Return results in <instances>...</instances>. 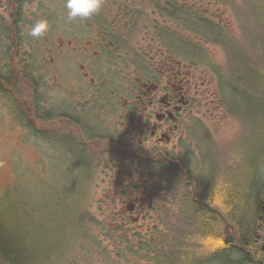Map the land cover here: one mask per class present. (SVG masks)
I'll return each mask as SVG.
<instances>
[{
    "label": "flooded vegetation",
    "instance_id": "1",
    "mask_svg": "<svg viewBox=\"0 0 264 264\" xmlns=\"http://www.w3.org/2000/svg\"><path fill=\"white\" fill-rule=\"evenodd\" d=\"M137 1L134 17L121 13L116 0H111L96 18L67 22L53 17L56 3L63 0H0V75L15 79L14 85L0 80V113L13 114L18 125L37 135L46 129L53 137L69 127L80 132V124L61 117L47 120V112H98L107 127L100 141L111 149L128 140L133 149L125 145L121 149L147 159L173 158L181 166L190 165L191 156L211 161V154L205 155L197 145L206 141L214 148L207 133L214 136L215 128L233 116L226 83L213 74L208 63L197 65L183 59L179 44L168 46L161 37L156 44L147 34L136 50L132 39L134 30L147 27L151 18L160 22L170 17L164 8L168 4L186 15L208 16L214 2L205 0L196 7L197 0ZM41 18L49 23L48 33L41 39L27 36V27ZM103 18L112 20L105 23ZM138 61L140 66L135 64ZM238 130L240 134L243 126ZM113 171L122 179L117 186H109V191L120 189L114 198L126 205L127 194L138 190L132 184L136 175L126 163L116 162L105 173L111 176ZM259 212L264 220V205ZM254 240L264 249V237Z\"/></svg>",
    "mask_w": 264,
    "mask_h": 264
},
{
    "label": "bare ground",
    "instance_id": "2",
    "mask_svg": "<svg viewBox=\"0 0 264 264\" xmlns=\"http://www.w3.org/2000/svg\"><path fill=\"white\" fill-rule=\"evenodd\" d=\"M111 3V0H105L102 12ZM137 3H139L137 0H116V7L126 16L134 17L137 9L134 6ZM225 6L229 9L235 7L237 16L244 17L239 24L240 27L250 29V33L242 41L243 45L236 49L239 57L242 58L239 62L241 60L245 63L250 62V64L258 62L261 64L259 68L264 69V0H247L242 9L234 6L231 1L226 2L215 9L216 14L218 15V12ZM164 8L170 17L167 16L164 21L148 23L147 29L150 35L152 37L162 35L160 40L187 46L194 64L209 63L205 54L195 44L198 42L194 40L193 35L205 39L209 33L212 34L218 30L222 33L218 38L226 39L225 30L223 28L216 29L214 25L207 26L198 16L186 15L173 4H168ZM247 11L250 12L246 15ZM176 18H178L177 21H175ZM231 18L229 22L233 23V18ZM99 19H102V13ZM103 22L108 23L107 18H103ZM178 30H183L185 33L182 36L192 38L195 43L183 41ZM235 45L237 44L232 43L231 47ZM140 61L145 62L142 57H140ZM141 62L138 61L135 64L140 66ZM244 67L245 65H243ZM248 73L246 68H240L233 79L231 89L226 84L227 100L231 106L230 115H233L226 126L229 131L237 126H243V131L235 143L228 147L230 148L229 153L220 147L214 149L205 141L204 145L211 149V161L196 162L191 156L190 165L185 163L180 171H172L167 165H163L164 172H170L177 180L174 190L164 191L159 187L160 201L165 203L163 205L160 202L151 203L152 201L146 196L147 186L141 191V194L146 196L145 200H149V202L147 201L149 213L144 214L147 220H157L155 210H158L159 214L161 212L162 223H168L162 216V212H167L166 204L174 207L175 214L178 213L179 219L176 222L179 224L176 225L175 221L170 222L167 226L168 231L166 229L162 231L160 237H179L180 240L176 245L181 248V256L194 246L199 245V234L206 235L203 229L206 220L210 226L216 229L214 235L220 237L223 243L227 237H230L231 224L224 219L223 210L225 207L237 210L239 214L250 209L249 220L248 214H243V218H235L238 222L237 228L241 229L237 244H241V248L244 250L238 251L233 246L227 256L220 255V257L218 255L219 263L262 264L256 259L259 247L254 237H264V220L259 212L264 205L262 203L264 202V84L261 82L258 84L248 76ZM0 80L9 85L15 84V79L10 75H0ZM103 114H105L103 116H107V111ZM59 117L63 121L69 120L80 124V132L69 127L63 132L55 133L53 137H48L51 142L49 145L50 162L61 163L59 167H62V174H65L68 168L73 170L72 183L68 185V190L59 193V190L62 189L55 186L58 191L51 196V200L40 203L36 199L27 202L19 196H11L6 201V208L17 207L14 212V220L3 223L0 216V237H22L24 243L16 244V247L29 253L32 260L28 264H72L69 261V256L66 255L70 239L64 240V237H88V228L83 224V218L89 214L92 206V198L89 195L93 186L91 182L100 174V171L95 168L100 166L102 156H117V151L113 149L101 154L94 151L97 143L107 135L106 121L99 116L98 112L90 111L75 115L64 110L61 114H53L50 111L45 114L47 120ZM21 119L24 121V118ZM206 139L214 141L215 137L213 134L207 133ZM123 145L127 146L129 151L133 149V144L128 140L119 141V148ZM185 145L183 148L187 147ZM63 150H66L63 159L61 158V162H56L55 154L63 153L61 152ZM220 152L225 155L221 156ZM189 153L195 157L194 152ZM54 157L56 158L54 159ZM221 158L227 161L224 169L218 163L214 164L217 159L221 161ZM142 160H145L149 166L157 164L156 158ZM161 161L172 163L168 157L161 158ZM122 163H126V167L130 166L126 160ZM146 175V179L153 182L151 179L153 171L147 170ZM201 185L202 189L199 188ZM207 187L209 188L206 192L204 189ZM234 189H244L245 197L244 202L240 200L238 205L231 208L220 194L222 191L233 192ZM235 194L236 192L230 196L233 197ZM24 201L29 204L28 208L24 206ZM155 201L158 200L155 199ZM0 215H2V208H0ZM125 228L129 229L127 225ZM125 228L120 230L123 235L130 232ZM131 232H138V230L133 228ZM146 232H150L147 225L145 230L139 231V233ZM153 235H156V232H152L148 236ZM25 236L28 237L25 238ZM50 237L61 238L53 240ZM65 243L67 244L62 251L60 246ZM197 251L201 252L202 250ZM232 251H234V256L231 254ZM198 259L203 264L212 260L207 253L200 255ZM11 264L27 263L14 260ZM166 264H179L177 255L169 257Z\"/></svg>",
    "mask_w": 264,
    "mask_h": 264
},
{
    "label": "trees",
    "instance_id": "3",
    "mask_svg": "<svg viewBox=\"0 0 264 264\" xmlns=\"http://www.w3.org/2000/svg\"><path fill=\"white\" fill-rule=\"evenodd\" d=\"M213 1L221 5H224V3L226 2L227 3L230 2V0H213ZM244 7L245 5L243 0H239L238 8L242 9ZM249 12L250 11H247L246 15ZM198 17L207 26L214 25L216 29L223 28L227 34L226 39L218 38L222 33L216 30L212 34L209 33V36L205 37V39L200 37L202 40H205L207 42V46L210 47V49H214L216 51L218 50V53H221V56L224 59L223 62L218 64L215 62L213 63V65L210 64V62L208 63L209 66L213 69V72H215V74L219 77V80L225 82L231 89V84L233 82V79L237 75L239 69L246 68L249 71L248 76L251 79L255 80L258 84L260 82L264 84V69L259 68L261 64H259L258 62H255L253 64H250V62L245 63L243 62V60L239 62V60L242 58H240L239 54L236 52V49L243 45L242 41L250 33V29H246L245 32H243V30H235L233 28V23H230L228 19L225 17H222L223 20L220 21L219 19L216 18H207L206 16H201V15H199ZM177 20L178 19H175V21ZM232 43H235L237 45L231 47ZM166 44L168 46H174L173 43L166 42ZM195 44L198 45V43ZM180 46L182 49V55L185 58L191 60L192 55L189 54L187 50V46L185 45H180ZM198 49L205 54L206 59L211 58V53L208 50H205L202 46L201 47L198 46ZM243 65H245L244 68ZM123 147L124 146H122L121 148ZM96 148L101 150L102 153L112 149L117 151L116 157L113 155L102 156L103 158L101 160L100 166L103 164L104 161H106L105 167H107L108 169L111 168V166L114 165L116 162L122 163L123 161L126 160L130 165L127 166V168H130L134 172L137 178L144 177L145 186L148 187L146 196L149 198V200L152 201L151 203L162 202L160 201L159 187L162 189V186L165 185L166 187L165 191L174 190V188L176 187L175 183L177 182V180L175 176L173 174H170V172L168 173L164 172L162 168L163 165H167V167H169L172 171H180L183 168V166L179 165V163L173 158L171 159L172 163L163 164L161 159L154 157L156 158L157 161L156 166H149L147 162H145V160H142V159H147L144 155L133 153V151L129 152L115 145L112 146L111 149L110 145L106 144V142L99 141L96 145ZM148 159H152V158H148ZM203 159L204 158L199 157V160L197 159L195 161L204 162ZM106 164H110V165L107 166ZM100 166L98 165V167L95 169L101 172V169L103 167ZM147 170L153 171V177H151V179H153V182H151L152 180L146 179L145 175ZM96 178L97 177H95L94 180ZM94 180L91 182V185L93 184ZM132 184L135 185L134 183ZM199 188L202 189V185L199 186ZM208 188L209 187L205 188L204 191L207 192ZM235 192L236 194L233 197L232 195L230 196V194ZM140 193L138 192L139 196H141ZM220 196H223V200L226 202L228 206L232 208L235 207V205H238L240 203V200L244 202L245 194H244V189L241 190L234 189L233 192L222 191ZM155 199L158 201L156 202ZM139 203L141 205L140 207L141 210L144 211L145 214L147 206H145L146 203L144 202L143 197L139 198ZM161 204L163 205V203ZM249 210L241 214H239V211L233 209H230V211L227 212L223 210L225 214L224 219L230 222L231 227L229 228V230L232 232H230V237H227V239L224 240V243H222V245L219 248H217V250L208 251V252L206 251L198 252L197 250L200 249L198 245V246H194L189 252L181 256V248L176 245L180 240L179 237H160L162 231H164L165 229L166 231H168L167 226L170 222L175 221L176 225L179 224L178 222H176V220L179 219L178 213L175 214V209L174 207H171V205L168 206L166 204L167 212H162V216L168 222L165 224L162 223L161 212L159 214V211L155 210V215L157 216L156 217L157 220H154L152 223L149 224L148 222L146 223L148 229H150L149 233L148 232L139 233V231L131 233V228H129L126 230L130 231L129 232L130 236H127L126 234L123 235L120 233V230L123 227L119 225H110V226L102 225L101 226L102 235H99L100 239L95 233V229L98 231V228L96 224V218L94 216L93 211L90 208L89 214L85 216V218H83V224L88 228L87 231L88 237H73V240L69 241L70 244L68 243L69 246L67 252L68 251L69 252L68 254L66 253V255L69 256L70 258L69 261H71L72 264H166L168 258L175 255H177V262L179 264H203L201 261H199L198 258L200 255L207 253L208 255H210V259L212 258V260L208 262L209 264H220L219 263L220 257L227 256L229 250H231L233 246L236 248V250L240 251L242 245L237 243L239 240L238 237H239V233L241 232V229L237 228L238 222L237 219L235 218L236 217L243 218V214L246 215L248 214V220H249L250 218ZM205 222L206 224L203 226L205 234L214 235L216 229L210 226L207 220ZM152 232H156V235L148 236ZM199 235L201 236L204 234H199ZM233 235L235 236L233 237ZM214 236H216V234ZM26 237L28 236H25V238ZM22 243H24L22 237H0V264H11L13 263L14 260L20 262L23 261L28 264L32 260V258L30 259L29 257V253L25 252L24 250H20L19 248L16 247V244L22 245ZM209 247H211V245H209ZM195 248L197 249L194 250ZM40 250L41 248L39 246V251ZM231 254L232 256H234L235 255L234 251H232ZM218 255L221 256L218 257Z\"/></svg>",
    "mask_w": 264,
    "mask_h": 264
},
{
    "label": "rangeland",
    "instance_id": "4",
    "mask_svg": "<svg viewBox=\"0 0 264 264\" xmlns=\"http://www.w3.org/2000/svg\"><path fill=\"white\" fill-rule=\"evenodd\" d=\"M204 1L205 0H197L196 7H201L202 5H204ZM230 1L234 6H238L239 4V0ZM205 2L212 3L214 1L207 0ZM243 2L244 5H246L247 0H243ZM220 5L221 4L214 2L212 6L213 11L206 13V15L210 17L215 15V9H218ZM54 10L57 12L53 13V17H55L56 19L66 20L65 11L63 9V2L56 3ZM235 11V7L229 9L227 6H225L224 9L218 12V16L223 17V15H225L227 18L232 17L233 23L236 26V30H243V32H245L246 29L243 27L241 28L239 25L242 21V18L244 17H238ZM111 20V18H107L108 22H110ZM151 22L157 21L154 18H151ZM178 32L179 36H182V34L185 33L183 30H178ZM147 34H150L147 27H138L134 30L132 42H135L134 48L136 50H139L141 43L146 41ZM153 37L155 38L156 44H158V38L163 36L160 35ZM193 38L198 42V46H202L205 50H207V42L205 40H202L196 35H193ZM181 39L183 41L195 43L194 40L189 37L182 36ZM209 52L211 53V56L215 58V62L218 63L219 60L222 59L221 53H218V50L216 51L214 49H210ZM41 131L43 135L38 134L40 137H37L38 135L35 136L31 133L30 130L25 129L23 124L18 125L13 114L0 113V208H2V215L0 216L3 223H8L15 218L14 212H16L17 207L12 209L6 208V201L10 199L9 197L19 196L21 199L27 200V202L36 199V201L40 203L43 201L51 200V196L58 191V188L56 189L55 186H59L62 189L59 190V193H61L62 191L68 190V185L72 183L73 170L68 168L66 173L62 174V167H59L61 166V163L50 162L49 145L51 142L48 140V131ZM238 134V126L233 128L231 131L228 130L226 125H220L218 128H215V139L213 141L214 149L215 147H220L225 149L226 152L229 153L230 148L228 147L235 143ZM197 149L203 151L205 155L211 154V149L205 146L203 143H199L197 145ZM65 151L66 150H63L61 151L63 153L55 154L57 157V159H55L56 157H54L56 162H61V158L63 159ZM94 151L99 154L102 153V151L97 149L96 147ZM220 154L221 156L225 155L221 152ZM105 162L106 161H104L100 166L103 168L101 169L99 176H97V178L94 180L93 186L90 191L91 193L89 194L92 198L91 210L93 211L96 220L99 222L97 224V228L98 226H100V229L98 231L95 229L96 235L100 239L99 234H102L101 226H110V223L105 220L112 219L114 217V215L112 214L114 208L118 209L121 213V223L123 225V228L125 225H127V227L131 228V230L133 228L137 229L138 231L145 230V226L147 225L146 223L148 222L149 224L155 220H147L144 216V211H142L140 208V197L144 198V202L146 203L145 206H147V201L149 202L148 199L147 201L145 200V197L140 193L142 190L139 189V187L141 188L145 186V178L142 177L137 179L135 177V179L137 180H135L134 184L138 187L137 191H130L127 196L125 195L126 197L120 193V196L122 195L128 199L126 205L125 203H117L116 191L120 189L112 188V191H109V186H117L121 182V179H119L114 172L116 169L113 171L111 176L106 175L105 169L107 167H105ZM215 163H218L219 166L224 169L227 161L226 159L221 158V161L217 159V162H214V164ZM106 165L109 166L110 164ZM130 182L133 181L130 180ZM138 192L141 194V196H139ZM114 196L116 198H114ZM107 199L108 202H105V200ZM128 205H131L130 209L127 208ZM24 206L28 208L29 204L25 203L24 201ZM148 213L149 211L148 209H146V215ZM126 235L130 236L129 234ZM50 238L56 240L61 237ZM68 239L73 240V237H64V240ZM67 243L60 246L62 251L63 247L66 246ZM68 252L66 253L68 254Z\"/></svg>",
    "mask_w": 264,
    "mask_h": 264
},
{
    "label": "clouds",
    "instance_id": "5",
    "mask_svg": "<svg viewBox=\"0 0 264 264\" xmlns=\"http://www.w3.org/2000/svg\"><path fill=\"white\" fill-rule=\"evenodd\" d=\"M105 0H63V9L68 22L86 21L99 14L104 6ZM49 31L47 19H37L26 29V35L34 39L43 38ZM226 212L230 211L227 207ZM220 237L212 234L201 235L199 237V247L202 251H215L222 245ZM211 245V247H209ZM257 262L264 264V251L261 247L257 250Z\"/></svg>",
    "mask_w": 264,
    "mask_h": 264
}]
</instances>
